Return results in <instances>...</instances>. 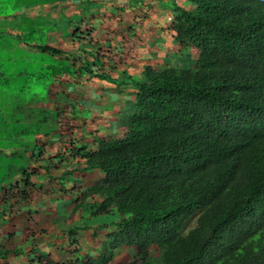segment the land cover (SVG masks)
<instances>
[{"label":"trees","instance_id":"16d2710c","mask_svg":"<svg viewBox=\"0 0 264 264\" xmlns=\"http://www.w3.org/2000/svg\"><path fill=\"white\" fill-rule=\"evenodd\" d=\"M190 1L194 8L179 7L173 30L201 51L198 64L153 69L137 82L126 135L81 151L78 169L105 172L88 195H106L98 213L115 209L116 228L97 254L57 261L32 253L30 264H116L117 250L126 247L136 254L123 264H264V0ZM29 29L22 25L10 48L22 43L55 61L30 68L17 55L23 69L4 70L3 95L24 94L23 80L41 81L49 69L50 96L51 84L78 61L63 47L28 37ZM0 46L4 56L9 46ZM96 60L85 57L87 73L112 78ZM40 101L35 95L0 108V211L9 216L41 190L34 180L50 170L42 163L44 140L62 136L58 128L68 122L58 102L36 110ZM11 251L0 245L3 257Z\"/></svg>","mask_w":264,"mask_h":264},{"label":"crops","instance_id":"0c3cea01","mask_svg":"<svg viewBox=\"0 0 264 264\" xmlns=\"http://www.w3.org/2000/svg\"><path fill=\"white\" fill-rule=\"evenodd\" d=\"M179 7L192 9L194 4L190 0H0V9H12L0 13V38L6 32L17 36L30 22L48 24V37L56 41L50 44L78 59L70 73L54 82L55 103L65 108L64 117L72 125L64 123L58 128L62 136L44 140L42 163L50 170H42L34 180L41 190L33 193L19 214L0 211V245L12 250L0 255V264H30L32 253H45L57 261L97 254L116 228L120 215L115 209L98 213L106 195H88L105 172L100 167L78 169L85 161L81 151L97 150L101 139L126 135L127 121L137 109V82L146 81L153 69L198 64L201 51L186 45L173 30ZM15 46V50L27 48L22 43ZM85 57L104 66L112 78L88 74ZM2 61L0 46V70L19 71V66ZM25 62L28 67L30 61ZM68 169L73 172L65 176ZM28 234L33 235L29 240ZM135 254V247L121 248L115 262L123 264Z\"/></svg>","mask_w":264,"mask_h":264},{"label":"rangeland","instance_id":"374dc122","mask_svg":"<svg viewBox=\"0 0 264 264\" xmlns=\"http://www.w3.org/2000/svg\"><path fill=\"white\" fill-rule=\"evenodd\" d=\"M0 11H4V12L5 11H12V9H0ZM28 21H30V19ZM30 24L31 25L27 24V27L30 28L29 29L30 33H28V35H27L28 37L31 35V36H33V38H37L38 40H41L43 43H50V42L56 43V41H53L52 39H49V37H48V35H49L48 31H49L50 25L44 24V23L36 24V23H31V22H30ZM31 32H32V34H31ZM16 40H17L16 35H14V34L12 35L9 32L4 33L3 39L2 40L0 39L1 45H2V43H5L7 46H9V47H6V49H5V52H4L5 55L3 56V61H2V62H5V64L7 66L16 65V67L20 66V68H22L21 67V65H22L21 59H19V57H21L22 60H24V61L29 60L30 62H29L28 66H30V68L35 66V64L37 65L36 67H41L46 62L48 63V62H54L55 61L53 55H51L50 53H47V52H39V50H37L36 48H31V47L21 48L20 47L19 49L17 48L18 51H17V49L15 50L16 46L10 48L11 44L15 43ZM27 49H29V50H27ZM32 50L34 52H32ZM10 57L12 59H10ZM17 57H18V60H14ZM4 70H5V68L3 70H0V80H2V78L5 74V73H3ZM42 71L44 73V78L41 81H38V80L34 81L32 78H27V79L23 80L24 84L27 86V90L22 95H19L17 92L16 93L6 92L3 95L2 92L0 91V108L3 109L4 111H8L9 109L11 110L12 107L19 104L21 98H24L26 101H32L34 99L35 95L42 102L41 101L37 102L35 105L30 103V104H28V106L34 105L36 110L38 108L48 109V108L52 107L56 101L55 100L56 99L55 92H56L57 87L54 83L51 84L50 96H49L48 86H49V82H50L49 80L50 79L48 78L49 77L48 73L50 71H49V69H44ZM17 85H18V83H17ZM64 126L68 127L69 126L68 122L65 123ZM7 152L11 153V152H13V150L9 149V150H7ZM196 221H197V219H196V217H194L188 223V228L195 225ZM152 251L157 254L159 252V248L156 246V247L152 248ZM129 254H131V252H129ZM131 258H133V257L131 256Z\"/></svg>","mask_w":264,"mask_h":264}]
</instances>
